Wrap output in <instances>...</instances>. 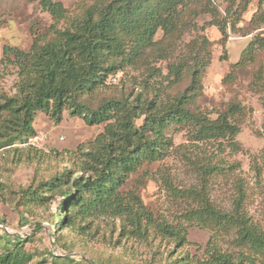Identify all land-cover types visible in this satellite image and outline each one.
Instances as JSON below:
<instances>
[{
	"label": "trees",
	"instance_id": "obj_1",
	"mask_svg": "<svg viewBox=\"0 0 264 264\" xmlns=\"http://www.w3.org/2000/svg\"><path fill=\"white\" fill-rule=\"evenodd\" d=\"M226 1L223 11L217 0H79L78 11L71 12L60 0H39L53 22L34 32L27 50L4 46L1 61L16 68L17 81L14 94L0 90V147L25 144L33 157L55 167L20 189L28 206L43 207L53 200L58 205L54 224L64 254L47 249L52 264H102L86 253L75 256L74 249L122 246L127 254L129 240L158 245L151 247V259L163 258L160 264H264V168L256 160L252 172L263 200L262 219L248 211L242 182L231 209H221L204 186L179 188L171 170L159 165L153 175L157 184L177 203L193 200L171 217L150 207L139 191L151 176L150 167L172 157L180 146L174 133L184 131L196 144L217 143L222 153L241 150L236 137L248 106L230 100L209 112L198 102L211 62L206 29L217 26L226 42L229 29L240 30L237 25L253 0ZM259 3L261 7L264 0ZM252 25L264 26V10L255 13ZM257 49L264 50V39L247 44L225 84H235L236 70L256 62ZM261 67L264 72V63ZM257 79L264 85L262 77ZM119 81L130 89L117 96L104 94ZM186 82L182 91L172 92ZM66 110L101 130L64 155L36 147L38 114L59 121ZM216 159L198 162L203 180L239 168L227 156ZM4 188L0 184V193ZM193 227L211 234L204 247L195 244V252L188 249ZM1 231L0 264L47 260L34 259L36 253L27 247L30 235ZM222 235L230 237L229 249L218 244Z\"/></svg>",
	"mask_w": 264,
	"mask_h": 264
},
{
	"label": "rangeland",
	"instance_id": "obj_2",
	"mask_svg": "<svg viewBox=\"0 0 264 264\" xmlns=\"http://www.w3.org/2000/svg\"><path fill=\"white\" fill-rule=\"evenodd\" d=\"M60 1L71 12H77L79 9L77 8L79 0ZM217 2L224 11L228 5L227 1L217 0ZM259 5V0L250 3L237 25V29L240 30L229 29L226 42L222 41L223 35L217 26H209L205 31L212 41L209 48L211 62L204 74L203 94L198 102L209 112L224 108L230 100L241 101L248 106L250 112L236 137L241 150L230 154L231 149L227 148L226 152L222 153L217 143L196 144L189 140L186 132L174 133L175 143L180 146L176 148L172 157L161 164L151 166V176L145 178L144 185L139 187L144 201L158 213L160 211L163 215L171 217L184 209L187 204L193 203L191 199L175 202L172 195L157 184L153 175L159 165H162V168L171 170L177 187L199 189L204 186L211 201L221 209H231L233 198L238 193V184L242 182L248 194L246 202L248 211L256 219L263 217V200L253 180L252 165L256 160L264 168V85L259 84L260 80L257 79L260 76L261 81H264V72H260L264 63V50L257 49L255 65L236 70L235 84L223 82L224 77L232 71V66L241 58L247 44L253 39H264V26L255 29L252 25L255 13L264 10V3L261 7ZM52 22L51 14L42 8L39 0H0V90L10 95L14 94L17 81L16 68L1 61L4 46L10 45L27 50L32 44L34 32L48 27ZM200 23H203V19ZM161 36L160 32L157 38ZM192 38V34L186 35V41ZM123 76L124 73L121 78ZM123 83L119 81L111 84L104 94L117 96L127 92L130 86L125 87ZM187 83L174 87L172 92L182 91ZM35 125L38 129L37 136L34 137L35 146L47 153L56 150L62 155L66 150L75 149L79 144L92 139L101 130V126L87 125L81 117L73 116L67 110L59 121L45 113H39ZM27 147L25 144L0 147V184L5 187L0 193V234L3 233L1 227H4L13 235H30L33 239L27 243V247L36 253L34 259L41 260L47 257L44 264H52V256L45 253L47 249L54 248L56 253L64 254L61 244L58 243L54 224L58 205L53 200L43 207L28 206L21 200L20 189L27 187L34 180L46 177L55 167L33 157ZM226 156L229 162H237L239 168L203 180L198 162L207 164L206 162L211 160L215 163L216 158L221 159ZM47 160L55 163L50 158ZM135 183L134 180L132 184ZM210 236L209 231L197 227L190 228L189 240L193 244H190L188 249L195 252V244L204 247ZM218 244L222 249H229L230 237L222 235ZM125 245L128 249L127 254L122 246L113 249L94 244L75 248L74 255L86 253V257L102 264H160L163 259L160 257L155 261L151 259L152 249L158 246L156 244L150 246L145 242L129 240ZM168 248V244L161 247L164 253L169 251ZM151 260L153 262H150ZM72 264H86V262L77 261Z\"/></svg>",
	"mask_w": 264,
	"mask_h": 264
},
{
	"label": "built area",
	"instance_id": "obj_3",
	"mask_svg": "<svg viewBox=\"0 0 264 264\" xmlns=\"http://www.w3.org/2000/svg\"><path fill=\"white\" fill-rule=\"evenodd\" d=\"M34 140H36V139L33 138V141H34Z\"/></svg>",
	"mask_w": 264,
	"mask_h": 264
}]
</instances>
